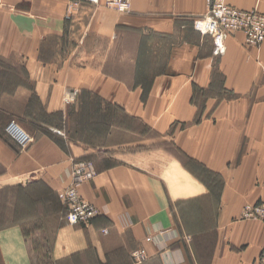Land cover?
<instances>
[{"label": "crops", "instance_id": "obj_1", "mask_svg": "<svg viewBox=\"0 0 264 264\" xmlns=\"http://www.w3.org/2000/svg\"><path fill=\"white\" fill-rule=\"evenodd\" d=\"M226 1L236 8H255L264 13V0ZM39 9L43 7L36 0H0V110L5 112L0 114L3 119L0 133L7 135L5 127L14 118L34 137L24 148L8 135L15 148L0 139V168H4L0 184L10 172H21L16 165L25 160L32 161V167L37 168L18 174L30 176L31 185L40 180L54 182L48 177L56 176L60 177L57 182L67 186L72 162L95 153L91 156L95 176L83 182L78 191L100 214L88 225H70L65 222L63 204V208L56 210L51 206L40 207L31 223L33 219L39 223L34 234L48 236L47 243L41 247V259L28 257L27 251L32 252L33 248L28 237H17L21 223L15 222L12 228H0V264H252L256 245L264 243V225L234 216L240 214L244 203L264 201V127L257 126V114H264V40L258 46L248 47L243 44V35L234 32L225 39L224 54L212 55L211 38L201 36L192 27L193 19L206 12V0H131L125 18L129 22L127 26L141 29L143 37L159 38L169 58L164 65L156 67L159 73L148 86L133 87L110 77L109 81L117 87L110 92L120 94L125 106L113 96L115 103L126 107L128 116L139 117L150 134L145 136L119 125L113 127L131 138L136 137L142 146L157 145L160 140L168 139L171 142L168 145L186 153L218 178L222 185L217 209L210 214L217 215L214 227L219 236L207 244L209 248L203 258L195 249L197 241L184 239L188 231L183 228L181 215L191 212L181 210L179 189L165 186L172 180L180 182L181 168L162 151L152 153L158 170L150 171L145 159L148 151L119 152L116 156L125 161L114 162L107 153L65 139L67 157L48 175L47 167H53L54 163V147L58 149L57 143L65 138L66 132L60 124H47L38 117L36 114H43L38 104L61 105L64 94L76 88L74 77L65 74L67 67L71 72L76 69L57 49L50 50L53 57L49 61L39 60L40 36L44 32L61 34L63 29L48 23V17L40 15ZM82 13L65 16L67 24L79 29L77 33L86 24L102 22L101 17ZM116 26L112 25L114 29ZM82 36L80 43L84 33ZM166 40L170 42L166 44ZM80 70L84 71L78 68V77ZM217 82L225 88L218 104L212 95ZM197 93L203 98L198 100ZM78 95L79 104V90ZM7 102L11 104L3 106ZM202 103L205 105L201 120L182 128L179 122L191 119ZM73 107L74 104L60 108L62 123L67 114L73 113ZM79 109L77 114H83ZM208 114L212 115L208 117ZM215 114H232V125L213 121ZM246 114H255L253 125H245ZM34 117L37 120L31 123ZM53 130L65 133L59 135ZM130 142L119 140L113 148ZM16 146L19 151L15 150ZM166 165H171L175 173L168 182L164 174ZM222 216L226 219L224 224ZM247 224L256 225L259 233L248 245L243 239ZM12 231L14 238L9 237ZM249 233L252 238V232ZM140 249L144 257L138 261L134 253Z\"/></svg>", "mask_w": 264, "mask_h": 264}, {"label": "rangeland", "instance_id": "obj_2", "mask_svg": "<svg viewBox=\"0 0 264 264\" xmlns=\"http://www.w3.org/2000/svg\"><path fill=\"white\" fill-rule=\"evenodd\" d=\"M36 1L43 7V9H39V14L46 15L48 17V23H52L54 28L60 26L63 28L61 34L54 30L55 32L53 33L44 32L40 36L39 49L41 50V55H39V60L44 62L49 61V59L53 57V51L51 52L50 50L57 49V52H62L61 57H63L69 65H72L76 70L78 68L84 69V71L80 70V77L77 76L75 69L74 72H71L68 70L69 67H67L65 72L66 75L74 77L76 88H71L69 91L76 90L77 97L79 90L81 103H77L78 95L72 103L66 104L65 97L69 93V91H67L63 96L61 105L59 103L49 102L38 104L43 114L36 115L41 117L47 124H60L61 128L66 132V136H63L65 138L61 139L60 144L57 143L59 150L54 147L55 151L52 153V160L54 163L53 167H47L48 175L50 176L51 173L56 171L58 164H62L65 157H67V143L65 139L79 141L85 144L89 149H96L98 153H107L108 157L114 162L125 161L122 157L116 156L119 152L139 154L148 151L149 153L145 155V159L147 160L146 166L150 171L158 170L152 160V153L154 151H162L170 158L174 159L181 168L180 182H178V180H172L174 179L175 173L172 172L171 165H166L164 174L167 177V179L165 178L167 182L172 180L171 183L165 184V186H173L176 191L178 189L180 191L182 196L180 197L182 200L181 210H189L191 212L181 215L183 228L188 231L184 234V239L188 238L197 241V244L194 243L196 246L195 249L198 251L199 255H202L204 258L207 248H209L207 244H209L211 240L215 242L217 234L219 236L218 230L214 227L217 215L210 214L212 211L216 212L217 209L218 195L222 185L220 181H218V178L212 176V173L208 172L206 167H201L196 161L189 159L186 153L180 152L168 145L171 143L168 139L160 140L157 145L142 146L137 143L138 140L136 137L133 136V138H131L123 132L120 133L119 130L113 127V125H119L145 136L150 134L149 129L142 123L139 117L132 115H129V117L125 112L126 107H121L115 103L117 101L112 98L113 96L118 97L119 102L124 105L123 101H121L120 94L115 91L110 92V90H117V87L113 85L109 79L111 77L112 80L122 81L133 87L148 86L159 73L156 67L164 65L169 58L165 50L166 48L162 46V42L156 36L143 37L141 29L135 28L136 26H127L129 24L125 19L127 18V13H121L103 5L82 4L80 7L77 5V7L73 9L72 5L79 0ZM80 11L83 12L80 15L101 17L102 22L100 24H86L83 28L80 27V32L77 33L79 29L67 24L65 16L71 14L78 15ZM114 23L117 25V29L112 27ZM83 33L84 38L80 43ZM112 36H114V38ZM167 42L170 41L166 40V44ZM65 61L62 60L61 62L65 63ZM153 67H155V69H152ZM224 90L225 88L221 86L220 82H217V85L213 87L212 95L217 98L216 104L219 103ZM196 98L200 100L203 96H201V93H197ZM8 104L11 103L7 102L3 104V106H7ZM73 104L74 107L71 109L73 113L67 114L66 121L62 123L60 108H64V105L69 106ZM204 105V103L198 105L199 110L191 119H182L179 122V124L181 123V127L183 128L199 122L201 120V113L203 112ZM77 109L83 114H77ZM0 114H5L4 110H0ZM211 115L212 114H208L207 116L210 117ZM231 116L232 114H215L213 116V121L216 122L217 120L221 125H232L233 119ZM254 118L255 114H246L245 125H253ZM11 119L14 120V118ZM2 120L3 119L0 117V121ZM35 120H37L35 117L33 120L30 119L31 123H34ZM15 121H18L19 126L30 133L20 120L15 119ZM257 126L264 127V114H257ZM31 136L33 137L32 134ZM0 139L9 144V146H14L15 148V144L3 131L0 133ZM119 140H130L131 142L127 146L113 148ZM15 150L19 151L20 149L16 146ZM93 154L95 153L81 158L94 163V157H91ZM135 159L140 160V156L139 158L136 156ZM32 165V161L24 160L17 163L16 167L19 168L22 173H30L32 170L27 169L37 168L32 167ZM3 169L4 168H0V174ZM40 170L46 172L44 168ZM21 172H10L5 179H1L0 228L1 230H6V228L14 227L12 223H21L19 224L20 230L17 231V237H28L31 247L33 248L32 252L27 251L29 253L28 257L33 260H39L42 257L40 253L43 252L41 247L47 243L48 236L45 237L44 233L34 234L36 230L35 227H37L39 223L37 224L35 219H33L31 223L32 216L36 215L40 207L51 206L55 210L63 208L59 196L66 186L63 182H57V178L60 177L56 178V176L48 177V179L52 178L54 182L40 180L31 185L29 182L30 176H26V174L23 175V177H19L20 174L18 173ZM177 175L179 174L176 173V176ZM257 202L264 201L257 200ZM246 203H244L243 206ZM234 217L245 222H259L264 225L263 222L258 219L242 218L241 212L238 216L236 215ZM221 220H224V216L221 217ZM22 221L24 222L22 223ZM225 221L226 219L223 224ZM206 231H208V235H206ZM249 232H252V238ZM257 234H259L257 232V226H249L247 224L243 239H246L248 245L256 240ZM9 235L10 238H14L13 231L9 232ZM9 237L7 239H9ZM262 247H264V243L256 245L253 252L254 260L252 264Z\"/></svg>", "mask_w": 264, "mask_h": 264}, {"label": "built area", "instance_id": "obj_3", "mask_svg": "<svg viewBox=\"0 0 264 264\" xmlns=\"http://www.w3.org/2000/svg\"><path fill=\"white\" fill-rule=\"evenodd\" d=\"M84 3L103 5L121 13L131 9V0H79L74 5L75 9ZM207 10L202 16L195 17L192 21L193 29L201 36H209L212 42L211 53L221 56L226 50L225 39L234 32L243 35V44L248 47L258 46L264 40V13L257 9H242L231 6L226 0H206ZM71 7V6H70ZM77 91H69L65 103L74 101ZM59 135L63 132L53 130ZM7 135L21 148L33 141L30 133L23 130L15 120H10L5 127ZM95 168L89 160L77 159L72 162L70 170V183L60 193V200L65 207L64 219L70 225H88L100 214V210L91 202L80 195L78 188L95 176ZM244 219H258L264 223V202L246 203L241 210ZM107 232V230H103ZM140 261L144 252L140 249L134 253ZM253 264H264V247H262Z\"/></svg>", "mask_w": 264, "mask_h": 264}, {"label": "bare ground", "instance_id": "obj_4", "mask_svg": "<svg viewBox=\"0 0 264 264\" xmlns=\"http://www.w3.org/2000/svg\"><path fill=\"white\" fill-rule=\"evenodd\" d=\"M264 224V223H263Z\"/></svg>", "mask_w": 264, "mask_h": 264}]
</instances>
